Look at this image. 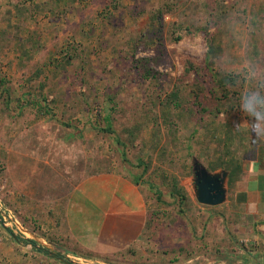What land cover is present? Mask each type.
<instances>
[{
    "label": "rangeland",
    "instance_id": "rangeland-1",
    "mask_svg": "<svg viewBox=\"0 0 264 264\" xmlns=\"http://www.w3.org/2000/svg\"><path fill=\"white\" fill-rule=\"evenodd\" d=\"M2 41L0 264H264V232L251 236L231 201L199 203L192 172L194 157L240 162L245 142L264 139L238 107L247 58L264 62V0H0ZM216 73L233 82L221 87ZM211 85L219 100L198 112ZM103 170L146 192L130 254L78 253L65 231L70 191Z\"/></svg>",
    "mask_w": 264,
    "mask_h": 264
},
{
    "label": "crops",
    "instance_id": "crops-1",
    "mask_svg": "<svg viewBox=\"0 0 264 264\" xmlns=\"http://www.w3.org/2000/svg\"><path fill=\"white\" fill-rule=\"evenodd\" d=\"M242 151L243 173L232 186L226 177L221 204L233 202L254 236L252 231L264 232V139L257 142L250 138ZM148 216L146 192L140 181L117 170H103L82 177L70 191L63 224L78 253L110 256L133 252L143 237ZM260 239L264 245L263 237Z\"/></svg>",
    "mask_w": 264,
    "mask_h": 264
},
{
    "label": "clouds",
    "instance_id": "clouds-1",
    "mask_svg": "<svg viewBox=\"0 0 264 264\" xmlns=\"http://www.w3.org/2000/svg\"><path fill=\"white\" fill-rule=\"evenodd\" d=\"M227 27L233 39L244 46L242 25L239 21H230ZM239 78L242 91L238 98V107L250 119L256 132L264 136V62L249 56Z\"/></svg>",
    "mask_w": 264,
    "mask_h": 264
},
{
    "label": "trees",
    "instance_id": "trees-1",
    "mask_svg": "<svg viewBox=\"0 0 264 264\" xmlns=\"http://www.w3.org/2000/svg\"><path fill=\"white\" fill-rule=\"evenodd\" d=\"M20 17L23 18L24 16H20ZM203 32H204V35H207V32L208 31H207V28L206 27L203 28ZM3 39H5V37H3ZM3 42L4 41L0 42V45ZM208 44L209 45H208V50L206 52V56H207V54H210L212 56H215L214 55L216 53V49L215 48L218 47V46L214 47V42H212V40H210L208 42ZM69 57H71V56L69 55ZM66 60H68V59H66ZM210 60H212V59L209 58L207 61H210ZM138 61H140V59ZM205 61H206V57H205ZM184 70L185 71H191V70H193V71H195V73L197 72L196 71L197 69H196V67H195V65L193 63H189V65L186 64L185 67H184ZM38 73H39V71H37L35 73L36 76L38 75ZM213 78H215L214 80L216 82H218L221 87L224 86V83H226L225 81L233 82V79L231 77L218 75V73H216V76L213 77ZM213 85H211L208 88L207 92H206V94L208 96L207 97V100H206V102H207L206 103V106L200 107V110H198V112L202 111V113H203V111L204 112L207 111V109L210 106H212L217 100H219L218 95L216 94L215 87H212ZM216 87H219V86H216ZM169 96H170V97H168L169 98V102L171 100H174V98L176 97L175 95H172V93ZM198 104L201 105V103L199 101H198ZM44 112H47L46 109L44 110ZM105 130H108L109 131L110 128H107ZM128 133H129V135H128L127 138H129L132 141L135 138V135H134V133H132L131 130H128ZM194 160H197L200 163V161L196 157H194L193 162H194ZM193 162H192V172H193V175H194ZM218 167H221L222 169H225L228 172V174H227V183H228L229 186H232L234 184V182L237 181L240 178V176L242 175V173H243V169H242L241 163L239 161H235L232 158L224 159L222 157H218V159L216 161L211 162L209 164V166L206 167V168H207L208 171H214ZM169 183H170V192L173 195H178L180 200H184L186 198V196L182 192V190H181L182 187L179 185L178 180L175 177L172 176L170 178V180H169ZM156 193L159 196V191H156ZM27 241H29L32 244H35V241H33V240H27ZM39 249L40 250H44L42 247H40Z\"/></svg>",
    "mask_w": 264,
    "mask_h": 264
},
{
    "label": "water",
    "instance_id": "water-1",
    "mask_svg": "<svg viewBox=\"0 0 264 264\" xmlns=\"http://www.w3.org/2000/svg\"><path fill=\"white\" fill-rule=\"evenodd\" d=\"M194 169V190L195 196L199 203L204 205H219L225 199V188L223 186L228 172L222 169L221 172H210L207 168L199 163L197 160L193 162ZM26 229H22L24 232ZM30 232V231H29ZM25 233V232H24ZM32 236H27L26 240H33V244L38 249L42 247L46 250L44 242L36 238L33 233ZM29 242V241H28ZM38 242H41L40 245ZM43 244V245H41ZM67 254L73 255V252L68 249H63ZM68 264H74L72 261H66Z\"/></svg>",
    "mask_w": 264,
    "mask_h": 264
},
{
    "label": "flooded vegetation",
    "instance_id": "flooded-vegetation-1",
    "mask_svg": "<svg viewBox=\"0 0 264 264\" xmlns=\"http://www.w3.org/2000/svg\"><path fill=\"white\" fill-rule=\"evenodd\" d=\"M58 258L61 260V261H63V262H65V263H67L66 261V259H63L62 257H60V256H58Z\"/></svg>",
    "mask_w": 264,
    "mask_h": 264
},
{
    "label": "bare ground",
    "instance_id": "bare-ground-1",
    "mask_svg": "<svg viewBox=\"0 0 264 264\" xmlns=\"http://www.w3.org/2000/svg\"><path fill=\"white\" fill-rule=\"evenodd\" d=\"M56 246V245H55Z\"/></svg>",
    "mask_w": 264,
    "mask_h": 264
}]
</instances>
